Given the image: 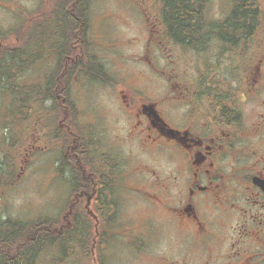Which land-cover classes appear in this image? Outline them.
<instances>
[{
    "label": "flooded vegetation",
    "instance_id": "1",
    "mask_svg": "<svg viewBox=\"0 0 264 264\" xmlns=\"http://www.w3.org/2000/svg\"><path fill=\"white\" fill-rule=\"evenodd\" d=\"M210 1L196 2L202 6L198 24L191 35L182 32L176 42L162 17L150 24L142 9L146 26L142 64L124 72L121 81L98 54L88 55L87 33L74 34L66 54L57 57L50 83L54 96L49 101L65 143L60 170L55 162L49 165L50 184L55 185L57 175L64 177L66 194L59 218L48 217L47 240L34 264L60 244L56 219L61 220L66 249L74 251L73 240H81L85 255L104 256L111 238L120 244L110 224L120 221L121 204L127 201L145 204L149 211L145 218L159 223L157 228L179 253L171 261L162 257L161 264H264V0H224L221 10L209 12ZM39 4L40 0L35 11ZM70 14L75 22L61 17L53 29L85 28L86 9L81 16L75 10ZM1 27L0 59L7 51ZM173 44L176 58L167 59ZM75 76L82 80L76 87L87 81L104 84L115 96L116 108L109 112L120 126L118 133L110 136L102 128L95 134L86 120L79 127L72 100ZM78 111V119L91 116L103 127L110 115L108 110V115ZM49 134L47 144L37 135L30 153L55 154L56 132L51 146ZM27 163L23 161L21 168ZM6 171L7 185H17ZM54 193L53 189L50 201ZM42 219L27 222L39 225ZM24 222L0 213V264L20 259L25 241L39 243L40 227H24ZM77 225L82 232L76 233ZM136 228L146 238H135L132 244L138 253H146L152 240L141 232L144 224ZM70 250L65 255L77 251Z\"/></svg>",
    "mask_w": 264,
    "mask_h": 264
},
{
    "label": "rangeland",
    "instance_id": "2",
    "mask_svg": "<svg viewBox=\"0 0 264 264\" xmlns=\"http://www.w3.org/2000/svg\"><path fill=\"white\" fill-rule=\"evenodd\" d=\"M0 1V9L4 10L5 14L0 16V24L6 33L16 30L18 27L16 23L21 19L30 18L38 4V0ZM89 3L90 26L86 36L92 42L89 48L93 49V53L98 54L103 60L111 75L121 81L120 77L124 72H128L133 66L139 67V64H142L139 57L141 50L142 53L144 51L146 35L145 13L142 9H146L150 24L159 22L162 2L161 0H91ZM221 3L223 5L224 0H211L209 12L211 8L212 10L213 8L221 10ZM21 8L25 9L24 14L18 17ZM12 38L17 39L16 36H12ZM49 46H51L50 49ZM176 51L175 45H171L169 47L170 54L166 53V55L168 54L167 59L169 57L175 59ZM56 60L55 46L45 43L41 58H38L37 62L25 72L21 82L37 88L46 87ZM75 77V82L72 79V100L76 105L77 116H79L78 110L82 109L88 113L97 112L101 115H108L106 111L108 110L110 114L109 118L104 120V127L100 122L94 121L91 116L86 115V118L80 116L79 119L76 116L79 127L86 120L90 121L89 125L95 134H100L102 128L107 129L106 132L110 136L113 133H118L120 126L116 120H112V113L109 112L116 108L117 99L115 96L106 89L104 84H90L87 81V83L82 82L84 85L78 88L75 84L81 83V76ZM10 95L0 88V213L7 215L8 218L17 216L23 221L40 217L59 218L63 210L66 187L64 177L60 179L59 175H57L55 185L51 186L50 175L53 174V168L49 165L55 162L57 170H60L58 163L63 159L62 140L58 137L55 139V154L48 153V150H36L34 153L29 151L30 145L37 139V135H40L44 143L47 144L49 133H51L50 146L53 145V132L57 133L58 127L56 113L47 108H41L42 102L38 101V97H35V102L32 100L27 103L33 108V111L26 116L22 114L24 109L20 108L19 112V106L16 103L12 104ZM45 105L46 107L50 106V101H47ZM124 149L125 152L128 150L127 147ZM27 160V165L21 168L23 161ZM5 171L9 181L18 183L17 185H7ZM61 174H63L62 171ZM53 189L55 193L50 201V193L52 194ZM54 195L55 205L52 206ZM134 196L138 197L140 193L135 192ZM146 208L145 204L137 201H127L121 204L120 221L110 224L111 230L115 234L114 237L120 238V244H115L114 239L111 238L108 242V249L102 252L104 256L85 255L81 240L77 242L73 240L76 252L67 248L66 253L69 250L74 252L67 257L55 246L50 254L49 250H46L40 256L38 263L100 264L103 261V264H161L162 257H168L169 261L176 259L179 253L173 247L171 239H167V235L157 228L159 223L154 221L150 223L148 218H145L149 213ZM57 220L61 222L60 219ZM138 223L144 224L145 230H141V232H147V239L152 240L148 244L146 253H138L136 246L134 247L132 244L135 238L141 240L146 238V236L140 235L139 229L136 228ZM74 230L76 233H80L83 228L77 225ZM117 233H119L118 236ZM156 238H162V240L155 241ZM95 258L99 261L97 262Z\"/></svg>",
    "mask_w": 264,
    "mask_h": 264
},
{
    "label": "trees",
    "instance_id": "3",
    "mask_svg": "<svg viewBox=\"0 0 264 264\" xmlns=\"http://www.w3.org/2000/svg\"><path fill=\"white\" fill-rule=\"evenodd\" d=\"M90 1L91 0H40L37 11H35L30 18L24 19L21 26L16 30L4 33L6 36L7 51L5 58L0 59V87L11 94V102L13 101L12 104L16 103L19 106L18 110L20 108L24 109L22 114L27 116L28 113H32L33 108L27 105V103L32 100L35 102V97H38V101L42 102L41 108H47L51 111V108L45 105V103L54 96L52 87L50 86V76L48 85L43 88H37L36 86L21 82L23 81L22 77L37 59L41 58L45 43H48V45L53 44L58 59H62L66 51H68V43L75 40L73 35L78 34L81 36L87 33L89 29ZM197 1L198 0H161V17L167 24L168 34L174 42L177 41L182 32L187 35H191L194 32L192 27L198 24L199 14H202L200 10L202 6L201 4L197 6ZM69 2L70 6H68ZM48 8L51 10L48 11ZM84 9H86V14L82 15L81 13ZM73 10H75L78 15L85 16V28L79 29L78 31L75 28L69 31L54 30L53 24L55 23L57 25L61 17L66 19L68 23L75 22L74 17L70 14ZM43 12H46L44 14L45 16L38 20L32 19L37 18V15L40 13L43 14ZM66 20H64V22H66ZM12 36H16L17 39H13ZM89 45L90 42L86 38V46L89 50L88 55L91 56L94 54L90 53ZM50 48L51 46H49V49ZM71 49L73 48L71 47ZM88 60L91 63H98L99 61L96 59ZM57 137L65 142L63 136L60 135L59 132ZM47 224L48 220H44L40 221L39 225H24V227H33L32 225L40 227L39 243L25 241L20 259L15 258L13 261L9 260L7 261L8 264H34L36 262V255L42 249L43 239L47 240ZM56 225V239L57 241H63L66 237L64 234H61L63 230L59 228L60 221L57 220ZM62 250H66L64 242H62Z\"/></svg>",
    "mask_w": 264,
    "mask_h": 264
}]
</instances>
